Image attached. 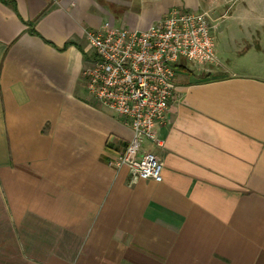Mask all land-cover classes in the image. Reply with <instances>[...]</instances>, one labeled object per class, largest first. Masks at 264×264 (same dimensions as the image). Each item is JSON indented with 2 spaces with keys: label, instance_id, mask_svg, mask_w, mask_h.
<instances>
[{
  "label": "crops",
  "instance_id": "crops-1",
  "mask_svg": "<svg viewBox=\"0 0 264 264\" xmlns=\"http://www.w3.org/2000/svg\"><path fill=\"white\" fill-rule=\"evenodd\" d=\"M172 8L209 14L215 61H175L139 151L162 179L134 178L84 32ZM0 264H264V0H0Z\"/></svg>",
  "mask_w": 264,
  "mask_h": 264
},
{
  "label": "built area",
  "instance_id": "built-area-1",
  "mask_svg": "<svg viewBox=\"0 0 264 264\" xmlns=\"http://www.w3.org/2000/svg\"><path fill=\"white\" fill-rule=\"evenodd\" d=\"M212 25L205 11L172 8L144 30L105 22L85 30L93 58L81 71L87 93L121 116L133 135L119 155L134 178L162 179V161L140 151L143 139L154 142L153 127L168 110L175 88L174 63L185 57L197 63L215 61Z\"/></svg>",
  "mask_w": 264,
  "mask_h": 264
},
{
  "label": "rangeland",
  "instance_id": "rangeland-1",
  "mask_svg": "<svg viewBox=\"0 0 264 264\" xmlns=\"http://www.w3.org/2000/svg\"><path fill=\"white\" fill-rule=\"evenodd\" d=\"M229 57H230V61L228 62V66L230 68H233V69H236V70H242V69H245V70L247 69L248 70L250 68L249 65L251 63H249V62L242 63V62L235 61L236 60L235 56H229ZM221 64H224V63H221ZM210 67L213 68L211 72H217L218 70L221 69V66L215 65V64H211Z\"/></svg>",
  "mask_w": 264,
  "mask_h": 264
},
{
  "label": "trees",
  "instance_id": "trees-1",
  "mask_svg": "<svg viewBox=\"0 0 264 264\" xmlns=\"http://www.w3.org/2000/svg\"><path fill=\"white\" fill-rule=\"evenodd\" d=\"M174 67H176V66H174Z\"/></svg>",
  "mask_w": 264,
  "mask_h": 264
}]
</instances>
